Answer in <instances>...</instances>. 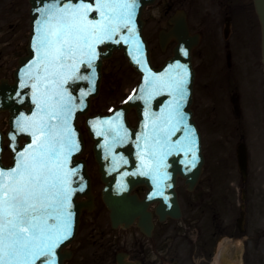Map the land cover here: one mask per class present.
Wrapping results in <instances>:
<instances>
[{
    "label": "snow or ice",
    "instance_id": "6c2138e0",
    "mask_svg": "<svg viewBox=\"0 0 264 264\" xmlns=\"http://www.w3.org/2000/svg\"><path fill=\"white\" fill-rule=\"evenodd\" d=\"M135 8L136 0H95L94 7L80 0L78 6L47 10L38 22L37 59L26 72L34 81L31 87L36 91L37 111L17 122L34 143L19 153L12 169H0V264H52L47 258L69 237L70 177L74 173L67 170V162L77 145L68 124L71 98L66 99L63 86L76 77L80 64L91 67L96 44L129 28ZM92 11L99 13L98 20L88 18ZM187 75L183 69L169 80L153 78L154 88H168L177 94L167 116L169 125L176 116L183 119L179 109L187 96ZM55 120L60 123H53ZM176 130L173 127L171 132ZM161 131L166 142L171 132L167 127ZM186 135L191 139L192 130L187 129ZM156 143H161L159 136Z\"/></svg>",
    "mask_w": 264,
    "mask_h": 264
},
{
    "label": "water",
    "instance_id": "95a60500",
    "mask_svg": "<svg viewBox=\"0 0 264 264\" xmlns=\"http://www.w3.org/2000/svg\"><path fill=\"white\" fill-rule=\"evenodd\" d=\"M44 1L48 0H31L34 7ZM67 1L59 0L58 4L65 5ZM73 1L76 2L77 0ZM89 1L94 4V0ZM154 1L136 0V8L132 25L130 26V28L134 26V29H120L119 36H117L118 40H113L115 44L109 46L108 50L101 54L98 63L100 76L102 60L111 57L115 49H124L125 55L131 59V64L134 65L136 70L141 71L143 75L148 72V67L153 68L147 43L144 45L146 51H144V46L142 45V40H144L142 34L144 22L141 19V15L143 8ZM254 1L263 25L264 40V0ZM92 17L97 18V15L94 14ZM172 23L174 24L173 29L171 32L161 35L160 43L164 50L172 39H175L178 44L174 49V57L162 72L176 70L179 75L183 73V69H187V84L185 86L187 96L179 109L183 114V119L176 116L170 125L167 123L168 113L175 105L177 94L171 92L168 88H156L153 101L149 105L150 107L130 103L124 110L126 112L124 119L118 116H98L90 121L92 123L90 125L91 136L96 141L94 154L100 165L102 180L105 183L103 199L107 207L112 210L114 225L123 223L129 225L138 218L140 226L148 232L152 226V214L148 211L150 204L153 202L159 203L157 212L161 219L169 216L173 218L181 217L176 193L177 179L179 176L185 178L190 188H193L204 164L200 133L193 121V112L190 109L193 101L195 79V74L192 70L191 52L197 44V39L189 36L185 17L178 16L173 19ZM29 60L31 59L24 58L21 64L25 65ZM177 65L181 67L178 68ZM189 72L192 74L191 77ZM159 74L160 72H156V75ZM170 78L168 76L165 80ZM18 86L16 84L14 90L8 86H3L1 91L4 96L2 107L3 109L11 110L12 136L20 139L24 135L27 137L28 142L21 146L13 140V165L5 167L2 163L5 137L0 133V169L4 170L12 169L19 159V153L25 151L30 144L34 143L33 137L29 132L21 131L20 125L17 123L24 117L36 115L37 104L34 103V97L32 96L33 88L29 84L28 87L16 90ZM131 107H136L140 119L144 108L151 109V111L149 110L150 116L147 118L143 117L137 129L132 128L127 119V113ZM79 113L80 110L76 109V115ZM14 118H17V120L12 123ZM105 121H111L112 123L108 124ZM53 123H60V121L55 120ZM69 126L74 134L76 149L84 148V141L76 123L74 124L72 121ZM162 127H167L169 132H171L173 127L177 129L167 136L166 142L164 141L166 134L161 131ZM187 129L192 130L191 139L186 135ZM157 136L161 138L160 144L156 143ZM191 141H194V143ZM199 153L200 158H198ZM193 154L196 156L194 161L192 160ZM245 162L246 158L242 159L241 163L245 164ZM67 170L74 173L71 176L70 188L72 191L69 200L70 207L68 208L69 213L73 211L70 213L71 233L67 239L63 240L55 248L53 256L47 258L51 260L52 264H64L68 255L62 253L60 246L64 244V247L75 237L81 209L94 207V196L91 193V177L86 163L82 166L77 161V152L68 156ZM139 185H145L149 188V194L146 199L142 200L137 194H132V191ZM80 194L87 197L88 200L81 203L77 202V196Z\"/></svg>",
    "mask_w": 264,
    "mask_h": 264
},
{
    "label": "rangeland",
    "instance_id": "374dc122",
    "mask_svg": "<svg viewBox=\"0 0 264 264\" xmlns=\"http://www.w3.org/2000/svg\"><path fill=\"white\" fill-rule=\"evenodd\" d=\"M249 15V13H248ZM145 19H146V33L148 35L149 40L151 41L152 46L155 48V55H156V62L157 64H161L170 54L171 49L167 51V53H161L160 50L157 48V41H158V32L160 27L164 24V19L166 17L161 15V11L157 6L150 7L145 12ZM210 18H207L206 20H209ZM250 22V19L248 20ZM191 22L193 24L199 25V21L195 19H191ZM201 27V25L198 26V28ZM26 31V29H25ZM21 51V50H20ZM23 51V50H22ZM21 51V53H22ZM200 61V59H199ZM108 67V74L105 73V79H104V85L106 83V90L102 91L101 96L95 101V105L93 107V112L100 111H107L113 106L119 104V102L123 99V97L131 93L133 86L138 81V75H136L128 66L126 63V60L123 57V54L121 52H118L115 54L114 58L109 61L107 64ZM113 71V72H112ZM112 72V74H111ZM253 74L251 73L248 75L247 79V92H249V88L255 84L259 80L262 79V75L260 71L256 75V80L252 78ZM114 79V80H113ZM113 80V86H110V81ZM108 81V83H107ZM103 85V86H104ZM198 93V101L196 104V111L198 119L202 125V131L204 134V144H205V151H206V157H207V169L210 170L216 159L214 152L211 151L212 143L215 142V139L217 138V134L221 135V140L226 141L227 144L231 147L234 146L235 141L237 142L239 139L242 138V136L247 135L249 140L250 149L252 152V164H251V181L249 183V196H248V202H249V214L251 217L252 224L254 225V228L258 231L255 232L253 235L258 236V233H260V243H261V250L260 255L263 258V264H264V128L258 131V118H260V107L262 105L261 99L258 101L252 100V98H249V100L243 101L245 110L243 116V111L241 115H239L237 121L234 123H231L228 127H225L230 135H232L234 132V127L237 125H241L246 129L241 134H237L235 132V137L226 135L225 133H215L212 129L213 125L211 121H208L205 117V113L209 109L206 107V104L204 103L201 94ZM254 89L252 90V92ZM248 94V93H247ZM249 96H251V92L249 93ZM261 97V95H260ZM254 101V102H253ZM262 114V112H261ZM0 124L3 128H7V116L2 115L0 117ZM250 134V137L248 136ZM215 135V136H213ZM262 140V142L260 141ZM218 150V149H217ZM232 151V155L235 156V148H231L230 152ZM223 154L219 157L220 159L223 157L227 160V155L229 153V149H226L222 151ZM84 156L89 160L91 163L92 169L95 171L94 175H97L96 173V164L93 159L92 154V143H88L87 150L84 154ZM8 157V155H7ZM6 157V158H7ZM221 167L219 168V180L215 186V192L218 194V192L225 191L226 188L229 189L231 197L230 201H228L230 207V213L232 217V222L235 221L239 217L240 208L239 203L240 201V194H238V190L241 189L240 186V175L237 169V161L236 159L233 160V162L229 164L221 163ZM100 182L98 178H96V193L99 196L100 193ZM223 189V190H222ZM102 206V204H100ZM228 217V216H227ZM228 243V242H227ZM229 244V243H228ZM230 245V244H229ZM255 244L254 246H256ZM231 248L230 252H233V254H236L237 252H242V248H239L238 245L235 248H232L229 246V249Z\"/></svg>",
    "mask_w": 264,
    "mask_h": 264
},
{
    "label": "flooded vegetation",
    "instance_id": "af4514ba",
    "mask_svg": "<svg viewBox=\"0 0 264 264\" xmlns=\"http://www.w3.org/2000/svg\"><path fill=\"white\" fill-rule=\"evenodd\" d=\"M6 68V60L1 61L0 56V73ZM204 86L209 87L208 81ZM105 221V209L96 208L83 215L77 239L70 247L73 257L67 264H118L119 257L129 264H214L215 239L222 238L229 228L218 222L217 232L202 236L201 243L198 237L193 247L177 244L169 233L168 223H158L157 219L152 236L144 235L136 226L113 229ZM192 231L201 234L199 229L189 230Z\"/></svg>",
    "mask_w": 264,
    "mask_h": 264
}]
</instances>
